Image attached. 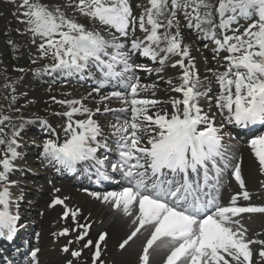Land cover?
I'll use <instances>...</instances> for the list:
<instances>
[{"label":"snow or ice","instance_id":"snow-or-ice-1","mask_svg":"<svg viewBox=\"0 0 264 264\" xmlns=\"http://www.w3.org/2000/svg\"><path fill=\"white\" fill-rule=\"evenodd\" d=\"M135 7L140 9L138 15L131 0H18V22L31 35L32 43L41 41L39 56L52 60L34 69L37 75L79 74L84 80L86 70L94 67L100 73L94 80L96 86L85 97H50L66 108L55 113L66 118L60 125L65 138L59 141L56 130L37 117L50 135L57 136L42 142L40 156L57 170L75 172L83 164L89 176L95 175L97 184L126 185L119 191L88 195L131 219L132 230L119 243L120 249L142 231L149 233L137 264H153L159 249L166 250L162 264H264V239L250 237L242 222L243 214L264 213V206L237 203L240 197L249 201L250 193L245 190L240 163H233L232 145L226 140L231 134L224 130L225 123L245 130L251 137L250 150L264 173V133L260 131L264 129V0H147L146 5ZM77 17L100 28H88ZM101 29L108 33L107 38ZM184 29L210 40L215 45L214 59L221 52L227 53L222 57L223 71L206 68L219 88L216 95L209 77L201 80L191 46L185 43ZM137 30L144 34L142 38L135 35ZM136 54L159 66L134 63ZM169 66L181 71L178 77L165 80L163 73ZM137 70L155 72L157 80L167 85L164 91L180 97L166 101L155 98L159 84L142 83ZM88 78H93L91 71ZM107 85L124 90L101 95L96 103L105 105L115 99L125 107L89 108L85 100ZM149 91L152 98H139L141 92ZM15 103L12 95L10 107ZM163 105H169L171 111ZM129 112L131 118L121 121L118 113ZM97 114H112L116 119L110 125V136L117 159L111 162L110 172L108 156L100 152L112 149L109 137L94 118ZM77 115L85 118L77 119ZM19 120V126L13 124L10 132H5L4 126L11 124L12 118L0 116V239L13 243L24 225L19 223L18 211L23 196L14 198L12 189L19 185L11 177L21 170L18 161L23 154L18 149L25 124L32 123L23 117ZM229 169L242 191L233 194L225 206L220 203V189ZM114 174L119 175V181ZM67 199L55 197L48 207L63 205L60 218L71 219L75 227H64L53 235L76 233L75 241L69 240L68 245L75 242L82 248L65 245L62 251L79 259L84 249L93 248L91 264H105L102 242L106 243L108 234L101 232L95 240L89 239L91 225L79 222L83 209L69 207ZM39 252V248L31 249L28 264H40Z\"/></svg>","mask_w":264,"mask_h":264},{"label":"bare ground","instance_id":"bare-ground-1","mask_svg":"<svg viewBox=\"0 0 264 264\" xmlns=\"http://www.w3.org/2000/svg\"><path fill=\"white\" fill-rule=\"evenodd\" d=\"M138 3L142 4L147 2V0H135ZM8 13L7 10L4 11L3 15H6ZM69 14H72L69 12ZM81 23H84L88 28H99L97 25H94L92 22L88 21L86 18L83 17H77ZM218 22V19H217ZM184 40L185 43L190 44L192 49V56L196 59V65L199 62L205 63V66L207 68H220L221 71H223V67H221L222 64V57L226 54L220 53L219 57L217 59H210L211 57H214L215 51H211L206 55L207 58H200L198 54L200 52V48L196 44V36L194 35V32L189 30L184 32ZM194 50L196 52H194ZM206 52V50H204ZM175 59V58H173ZM134 63L138 60H142L139 56L133 57ZM144 60H147L146 57H144ZM148 61V60H147ZM171 61L169 62V64ZM152 63L150 61L145 62V65L148 67H151ZM93 68L86 70L83 75L85 76V79L88 78V71L93 70ZM179 68H171L166 67L165 72L163 73L165 80L169 77H178L180 74ZM203 71V70H202ZM201 71V72H202ZM199 73L200 77H203L201 80L204 79L205 76L209 77V80L211 81V87H212V94L216 95L219 91V88L217 84L215 83L214 78L210 73H208L205 69L203 73ZM54 74V73H53ZM53 74H42L37 78V81H35L31 89L34 90V92L40 96L42 94L46 95L49 99L52 96L57 97V99H72L77 97H85L88 93L92 92V89L86 88L84 86H79L74 82H72L71 77H64V76H53ZM136 75L140 78L141 82L147 81L149 83L157 82L160 86L164 87L165 89L167 87L166 84L163 82H160L157 80V74L155 72L152 73H146L141 74L139 71L136 72ZM178 80H174V83H178ZM108 86V85H107ZM113 86V85H111ZM67 94V95H66ZM181 94L174 93V92H166L164 90H159L156 93L155 98L162 99V100H168L170 97H180ZM100 93L99 94H93L91 97L85 100V104L92 106L94 102L99 101L100 99ZM152 98L151 92H141L139 98ZM51 100V99H50ZM95 106H102L99 104H95ZM169 105H163L162 107H166ZM207 108V105L205 106ZM59 109L61 111H65L66 108L64 106L59 105ZM213 112L216 111L215 108L212 109ZM107 115H98L97 120L100 122V125L103 128V131L106 136L109 137L108 142L113 143V138H111V124L116 123V119L109 120ZM76 117H79L80 119H83V116L77 115ZM126 117L121 118V121L125 119ZM217 119H220L219 116H217ZM13 124H9L8 127L11 128ZM241 128H235V131H238ZM225 132L231 134V139L235 137V134H232L229 130L226 129L225 126ZM261 133H264V129H261ZM63 138H65L64 133L62 132ZM231 139H227V142L232 145V154L234 156L233 163H240L241 165V175L242 179L245 183V190H247L250 193V200L245 201L242 197L238 198L237 203L239 205H248L252 204L255 206H264V187H262V183H264V173H261L259 163L257 159L255 158L254 154L251 152L250 147L248 145V142H242L240 140L238 141H231ZM59 141H63V139H59ZM101 155H103V151L100 152ZM117 159V155L113 156V159L110 160V162H114ZM36 165L39 166L41 169L44 170V173L41 175L44 179V182L47 180L50 182L46 186L47 194L42 198V201H40V208L37 212L36 217L34 218L35 221H37V229L36 233L33 234L31 238V244L36 246L40 249V252L38 255L40 256V264H66V261L71 259L73 261V264H91V254L94 250L93 248L84 249L82 252V256L77 259L71 256V253H65L62 251V248L65 245H68V241L72 240L75 241V235L76 233H70L66 237H59L54 236L53 233L59 232L64 227H75L74 222L71 219H61L59 216L60 213V207L58 205L54 207H48V205L51 203L52 199L55 197H61L65 198L67 197L66 203L69 205V207L79 206L81 209H83V214L79 217V222L81 224L88 223L91 225L90 229V235L89 239L95 240L98 237V234L101 232L107 233V239L106 243L102 242V256L101 258L105 261V264H137V259L139 252L142 250V245L144 242H146L147 236L149 233L142 231L140 234H138L137 237L133 239L129 243L128 246H126L125 249L119 248V243L122 242L124 238L128 234H130L132 230V222L131 219L128 217H125L122 213H118L115 210H113L109 205H106L102 203L99 200L94 199L90 195H88L89 192H93L90 190L89 186L88 189H84L82 187H76L74 186V183L69 182V180H65L63 182H60L59 179H64V175L66 173V170L60 169L57 170V166L49 165L45 161H43L42 157L38 156L36 159ZM232 169L227 170L225 175L223 176V182L222 187L220 189V203L222 205H228L231 199V196L233 194L239 193L242 191L240 188L238 182L235 180V178L232 176ZM75 175L77 177V184L80 185V180L84 177H87L88 174L81 169H77L75 172ZM117 177L119 178V175L117 174ZM119 181V180H118ZM122 186L119 182L114 184H108L103 183V187L108 191H119ZM54 189H59L58 192L54 191ZM45 190V193H46ZM86 190V191H85ZM96 192V191H95ZM103 193V192H101ZM255 216L254 221H251L250 218ZM87 218V219H85ZM243 224L248 229V235L250 237H255L259 239H264V213H252V214H243ZM37 233H39V236H37ZM49 238H54L62 241L61 243H57L58 247H60L61 252L57 253L53 249V244H49ZM71 249L78 250L82 248V245L79 243L73 242L72 244L68 245ZM255 248H259L258 245L254 246ZM48 252V255L45 253ZM165 249H159L155 256L153 257V264H162L161 258L165 254ZM30 260V257L27 256L21 264H28V261Z\"/></svg>","mask_w":264,"mask_h":264},{"label":"rangeland","instance_id":"rangeland-1","mask_svg":"<svg viewBox=\"0 0 264 264\" xmlns=\"http://www.w3.org/2000/svg\"><path fill=\"white\" fill-rule=\"evenodd\" d=\"M17 3L18 0H0V116H9L12 118L11 124H15L19 126L20 117H23L24 121H31L32 123H26L25 128L23 129L22 137H21V147L18 149L23 154V159L18 161L20 166V171L15 172L12 175V179H16L20 184L18 187H13L12 191L14 194V198L17 195L22 193L23 198L19 200V214L21 216L20 224H23L24 227L20 229L18 235L15 237V242H12V250H19L24 254L25 249L28 244H25V249L23 246L18 244L19 239L26 240L25 237L29 232H35L37 229V221H35V217L40 208V201L47 194L46 186L50 183L48 180L44 182L42 178V173L44 172L39 166L36 165V154L42 147V142L46 139H55L59 134L61 135L62 125L65 120L56 113V105L53 103L46 95L42 94L38 96L34 90L30 87L32 84L37 81V75L34 72L36 68H42L45 64H51V58H41L38 52V45L41 42L39 39L36 40V43H32V37L30 34L24 32V25L19 23L16 16L17 12ZM131 3L134 8L135 14H139L140 9L136 8L135 5L137 2L135 0H131ZM147 2L142 3L146 5ZM7 10L8 13L3 15L4 11ZM243 26L246 25L244 21H241ZM99 28L100 26L97 25ZM242 30V28H241ZM188 29H184V32L187 33ZM103 35L108 36V33L101 29ZM137 37L142 38L143 33L137 30L135 33ZM196 36L197 46L201 49L198 56L200 58H207L206 53L203 49H208L211 51L215 49V45L211 44V42L207 41L203 37H198V35L194 32ZM11 40L13 43L9 44L8 41ZM194 52H196L194 50ZM227 54L226 52H222ZM137 55V54H136ZM211 57L210 59H212ZM150 59V58H148ZM35 60V63L32 61ZM170 62V61H169ZM136 64L145 65L144 61H136ZM153 67H158L155 65ZM197 68L199 73H203L207 66L205 63L199 62L197 64ZM23 69V71H21ZM142 74H146L148 72L137 70ZM77 76V75H76ZM100 78V73L94 68L93 69V78H90L89 82H94L95 79ZM203 77H201L202 79ZM144 84H151L149 82H145ZM5 85H11V87H5ZM78 85L80 83L78 82ZM86 88L91 87V85H86ZM164 87L159 85L160 90H164ZM13 89L15 92L13 93ZM112 91H122V89L117 90L113 89L111 86L104 87L100 94L107 95ZM159 91V90H158ZM16 96V103L10 107L9 100L11 96ZM80 98V96L78 97ZM141 98V97H140ZM204 101V100H202ZM201 101L202 106H206L204 102ZM96 102L92 106L87 105L89 108L95 109L98 106H95ZM105 105L109 108L119 109L125 107V105L119 100H110L105 102ZM105 105L101 106V109ZM100 107V106H99ZM169 111H171L170 106H166ZM13 108L20 109L19 112L12 110ZM214 108V107H213ZM206 109V108H205ZM120 117H124L125 114L118 113ZM128 117L131 118L130 112L126 113ZM37 117H41L47 121L48 125L51 128L56 130L57 136H52L49 132L44 129L43 125L40 123V120ZM84 117V116H83ZM110 120L115 117L112 114H107ZM80 119L79 117H75ZM85 118V117H84ZM97 118V116H96ZM129 118V119H130ZM217 122H220V119H217ZM7 124L5 127V132H10L11 128L8 127ZM231 125V124H230ZM240 137V141L245 142L244 139L245 134L238 135ZM62 137V136H61ZM231 141H234L233 138ZM3 146H0L2 148ZM112 151L108 152V156L116 154V147L110 146ZM79 166V165H78ZM80 167V166H79ZM82 169V168H81ZM60 181V179H59ZM96 177L91 180V177L88 178V182H95ZM46 190V193H45ZM99 191V190H98ZM60 207L59 216L61 217V213L63 211L62 205H58ZM15 209V206L13 207ZM255 216L251 217L250 220L254 221ZM22 240V241H23ZM49 244H53V249L60 253L61 249L58 247L57 243H61L62 241L54 238H49ZM2 246H0V256L6 257L7 261L11 260L10 255L6 252H2ZM32 248H37L36 246H28L27 253L31 251ZM5 249V248H4ZM48 255V252L45 253ZM38 260H40V256L38 255Z\"/></svg>","mask_w":264,"mask_h":264}]
</instances>
